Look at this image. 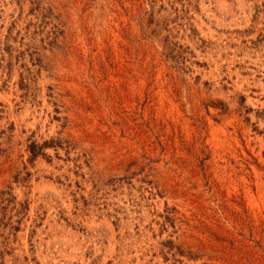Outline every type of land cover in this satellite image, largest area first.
<instances>
[{
  "label": "rangeland",
  "instance_id": "1",
  "mask_svg": "<svg viewBox=\"0 0 264 264\" xmlns=\"http://www.w3.org/2000/svg\"><path fill=\"white\" fill-rule=\"evenodd\" d=\"M0 264H264V0H0Z\"/></svg>",
  "mask_w": 264,
  "mask_h": 264
}]
</instances>
